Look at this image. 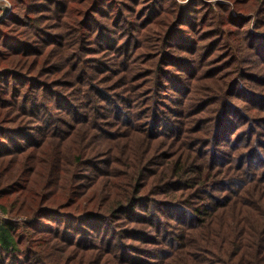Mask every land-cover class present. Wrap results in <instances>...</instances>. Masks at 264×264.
Masks as SVG:
<instances>
[{
	"label": "trees",
	"instance_id": "16d2710c",
	"mask_svg": "<svg viewBox=\"0 0 264 264\" xmlns=\"http://www.w3.org/2000/svg\"><path fill=\"white\" fill-rule=\"evenodd\" d=\"M9 1L0 264H264V0Z\"/></svg>",
	"mask_w": 264,
	"mask_h": 264
},
{
	"label": "rangeland",
	"instance_id": "374dc122",
	"mask_svg": "<svg viewBox=\"0 0 264 264\" xmlns=\"http://www.w3.org/2000/svg\"><path fill=\"white\" fill-rule=\"evenodd\" d=\"M179 4H184V5H187L188 4V2L190 1V0H176ZM209 1H211V2H217V1H219V0H217V1H215V0H209ZM3 5H4V3H3V0H0V13L3 11ZM7 7L8 8H6V9H8L9 10V15L7 16V17H9L11 14H13V5H12V3L9 1V0H7ZM7 17H5V19L7 18ZM5 168V171H6V169L8 170V171H13V169H14V165H12V164H4L3 165Z\"/></svg>",
	"mask_w": 264,
	"mask_h": 264
},
{
	"label": "built area",
	"instance_id": "2783aa9c",
	"mask_svg": "<svg viewBox=\"0 0 264 264\" xmlns=\"http://www.w3.org/2000/svg\"><path fill=\"white\" fill-rule=\"evenodd\" d=\"M3 3H4L3 11L0 13V22L3 21L5 19V17H7L10 14L9 10L6 9V8H8L7 3H5L4 0H3Z\"/></svg>",
	"mask_w": 264,
	"mask_h": 264
},
{
	"label": "clouds",
	"instance_id": "9594fccd",
	"mask_svg": "<svg viewBox=\"0 0 264 264\" xmlns=\"http://www.w3.org/2000/svg\"><path fill=\"white\" fill-rule=\"evenodd\" d=\"M5 3H7V0H4Z\"/></svg>",
	"mask_w": 264,
	"mask_h": 264
}]
</instances>
